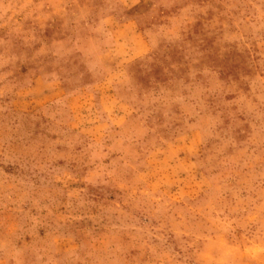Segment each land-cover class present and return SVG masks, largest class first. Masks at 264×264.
<instances>
[{
	"label": "rangeland",
	"instance_id": "374dc122",
	"mask_svg": "<svg viewBox=\"0 0 264 264\" xmlns=\"http://www.w3.org/2000/svg\"><path fill=\"white\" fill-rule=\"evenodd\" d=\"M0 264H264V0H0Z\"/></svg>",
	"mask_w": 264,
	"mask_h": 264
}]
</instances>
